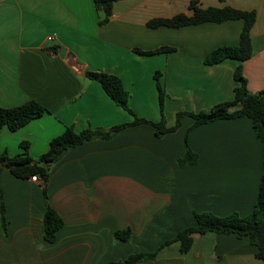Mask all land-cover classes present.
<instances>
[{
	"label": "crops",
	"instance_id": "obj_1",
	"mask_svg": "<svg viewBox=\"0 0 264 264\" xmlns=\"http://www.w3.org/2000/svg\"><path fill=\"white\" fill-rule=\"evenodd\" d=\"M191 2L255 12L252 51L241 61L242 74L249 92L264 89V0H116L103 24L93 0H0V106L32 98L46 109L15 130L3 126L0 153L13 156L27 141L29 155L37 158L66 127L108 129L130 121L87 70L116 75L128 92V106L152 122L161 119L158 81L165 92V126L175 123L177 112L230 100L239 61L203 59L218 46L238 43L241 19L146 25L152 18L190 14ZM53 45L71 52L82 70L68 66L58 49L49 50ZM161 46L167 50L135 51ZM192 123L190 115H181L175 129L160 135L149 123L127 125L109 138L93 135L68 147L49 165L48 204L63 221L51 243L42 236L40 181L17 178L0 163V264H109L155 250L193 225L194 212L249 214L263 170L262 144L250 119ZM186 147L197 160L179 164ZM125 228L130 236L115 239L113 232ZM255 251L247 237L207 231L193 234L185 252L171 241L155 258L134 264H264Z\"/></svg>",
	"mask_w": 264,
	"mask_h": 264
},
{
	"label": "trees",
	"instance_id": "obj_2",
	"mask_svg": "<svg viewBox=\"0 0 264 264\" xmlns=\"http://www.w3.org/2000/svg\"><path fill=\"white\" fill-rule=\"evenodd\" d=\"M98 11L101 12L98 23L103 24L108 20L111 14L113 2L116 0H93ZM190 14L178 13L167 18H152L146 22L149 27L171 26L179 27L182 25L196 24L204 21L221 22L227 19H241L243 25L239 33V40L236 45H221L206 54L203 61L206 64H215L224 59L232 58L239 61L233 71L235 85L233 87V96L230 100L223 101L212 107L197 112L180 111L176 113L175 123L172 126H165L163 120V101L165 92L158 83V104L161 113V119L158 122H152L142 117H138L128 106V92L123 88L121 80L114 74L102 71H85V75L96 80L105 91V93L120 107L126 110L132 119L128 122L111 126L108 129L86 128L75 131L71 126L66 127L60 134L53 137L47 150L33 158L28 153V142H20L21 151L13 156L6 153H0V163L5 166L9 172L21 179L30 178L36 175L42 187L45 209L42 216L43 239L49 243L56 238V232L61 227L63 221L58 213L48 204L46 183L49 179V167L47 164L54 162L68 147L80 144L93 135L102 138H109L119 129L138 123H149L155 127V134L160 135L176 128L181 115H190L193 119L192 125H199L213 121L215 119L235 118L245 116L250 119L255 136L262 144V174L258 184L256 201L252 211L244 216L237 212H231L224 216H219L211 212H194V224L187 226L176 232L173 238L165 240L153 251L134 252L128 254L122 260L110 261L109 264H134L139 261L153 259L158 250L171 241H178L179 251L185 252L192 244V236L195 233H205L212 231L216 233H233L236 237H247L251 244L256 248L255 256L264 258V89L255 93L249 92L246 86V80L242 74L241 61L251 55L250 28L255 20V12L237 9L228 5L221 7L208 6L204 8L197 7L194 2L190 3ZM57 45L49 47V50L56 53ZM167 50V47L161 46L153 50L143 51L135 48V51L142 54H150ZM158 78V72L155 73V79ZM46 111L45 107L35 99H28L23 103L12 106H0V130L7 126L10 130H15L29 120L39 117ZM197 160V154L186 147L183 156L179 157V164L194 163ZM4 206L2 196L0 195V215L1 226L5 228ZM131 234L129 228L115 230L113 236L118 240H126Z\"/></svg>",
	"mask_w": 264,
	"mask_h": 264
},
{
	"label": "water",
	"instance_id": "obj_3",
	"mask_svg": "<svg viewBox=\"0 0 264 264\" xmlns=\"http://www.w3.org/2000/svg\"><path fill=\"white\" fill-rule=\"evenodd\" d=\"M58 55L63 58L68 66L73 68L75 71L79 72L82 70V64H80L76 59L75 56L71 52H67L65 48L59 47L58 48ZM49 167V164H47Z\"/></svg>",
	"mask_w": 264,
	"mask_h": 264
},
{
	"label": "built area",
	"instance_id": "obj_4",
	"mask_svg": "<svg viewBox=\"0 0 264 264\" xmlns=\"http://www.w3.org/2000/svg\"><path fill=\"white\" fill-rule=\"evenodd\" d=\"M47 40H49V41L53 40V35L47 36ZM30 179L33 181H38V177L36 175L30 176Z\"/></svg>",
	"mask_w": 264,
	"mask_h": 264
}]
</instances>
